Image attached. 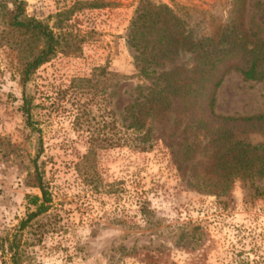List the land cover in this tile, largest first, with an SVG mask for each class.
Listing matches in <instances>:
<instances>
[{"label": "rangeland", "instance_id": "374dc122", "mask_svg": "<svg viewBox=\"0 0 264 264\" xmlns=\"http://www.w3.org/2000/svg\"><path fill=\"white\" fill-rule=\"evenodd\" d=\"M22 1L25 16L70 34L78 50L57 52L31 75L26 123L18 78L35 49L0 15V264H264V175L234 178L213 195L181 179L159 146L122 145L121 109L143 83L124 42L140 0ZM91 1L98 8L73 5ZM152 1L202 12L206 32L231 7L230 0ZM72 7L54 29V14ZM235 23L264 42V0H244ZM213 110L238 120L262 116L226 127L232 144L264 145V80L227 71ZM35 168L49 202L20 228L30 210L25 197H39L30 186Z\"/></svg>", "mask_w": 264, "mask_h": 264}, {"label": "trees", "instance_id": "16d2710c", "mask_svg": "<svg viewBox=\"0 0 264 264\" xmlns=\"http://www.w3.org/2000/svg\"><path fill=\"white\" fill-rule=\"evenodd\" d=\"M230 1L227 20L206 32L202 12L140 0L124 35L143 83L134 87V96L121 109L122 145L138 152L159 146L181 179L193 178L192 187L213 195L223 194L234 178L264 175V145L232 144V133L226 127L227 123H249L263 117L238 120L218 117L213 110L214 93L227 71H237L244 81L264 80V42L254 41L238 23L232 24L241 15L244 0ZM73 5L98 8L96 1ZM23 6L22 0H0V15L6 25L35 49L23 62L18 78L20 111L29 123L30 101L24 88L31 75L57 52L69 54L78 47L70 34H55L47 24L25 16ZM74 7L54 14V29L62 30ZM111 115L114 122V113ZM109 145L117 144L111 140ZM206 151L209 162L202 163ZM93 152L88 149L86 156ZM30 186L38 190L39 197H25L30 210L20 228L44 213L49 202L36 168ZM143 203H139L140 209Z\"/></svg>", "mask_w": 264, "mask_h": 264}]
</instances>
